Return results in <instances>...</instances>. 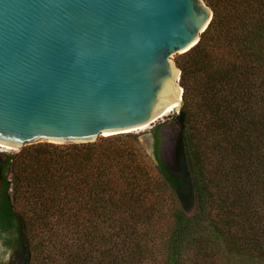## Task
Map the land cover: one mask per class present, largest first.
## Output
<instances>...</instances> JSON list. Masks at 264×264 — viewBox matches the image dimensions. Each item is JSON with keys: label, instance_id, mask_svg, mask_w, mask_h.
Wrapping results in <instances>:
<instances>
[{"label": "trees", "instance_id": "obj_1", "mask_svg": "<svg viewBox=\"0 0 264 264\" xmlns=\"http://www.w3.org/2000/svg\"><path fill=\"white\" fill-rule=\"evenodd\" d=\"M206 2L173 164L158 132L157 164L134 134L0 154L20 264H264V0Z\"/></svg>", "mask_w": 264, "mask_h": 264}, {"label": "water", "instance_id": "obj_2", "mask_svg": "<svg viewBox=\"0 0 264 264\" xmlns=\"http://www.w3.org/2000/svg\"><path fill=\"white\" fill-rule=\"evenodd\" d=\"M213 16L206 0H0V144L94 142L179 100L178 114L175 56Z\"/></svg>", "mask_w": 264, "mask_h": 264}, {"label": "rangeland", "instance_id": "obj_3", "mask_svg": "<svg viewBox=\"0 0 264 264\" xmlns=\"http://www.w3.org/2000/svg\"><path fill=\"white\" fill-rule=\"evenodd\" d=\"M182 54H177V58ZM176 112H172L168 115H165L160 120L156 121L154 124L150 125L149 128L139 131H133L125 134H134L139 136V141L142 144L144 150L152 159V161L157 164L159 158L156 150V137L155 133L158 132L160 135L161 143L158 147L160 158L165 161L167 164L171 165L175 161V143L179 134V125L175 122ZM100 136L98 138L101 139ZM40 143H51V142H40ZM39 144V143H35ZM58 144V143H55ZM70 144V143H67ZM33 145V144H32ZM30 146V145H27ZM21 150V149H20ZM19 149H6L0 147V154L5 158L6 154H14L20 151ZM14 260V257H11L7 254H3L1 257L0 264L2 263H11Z\"/></svg>", "mask_w": 264, "mask_h": 264}, {"label": "flooded vegetation", "instance_id": "obj_4", "mask_svg": "<svg viewBox=\"0 0 264 264\" xmlns=\"http://www.w3.org/2000/svg\"><path fill=\"white\" fill-rule=\"evenodd\" d=\"M5 187L4 178L0 172V205L2 202L3 191ZM18 232L14 227H9L0 230V261L3 254H7L14 257V260L9 264H20L21 263V253L18 245ZM5 264V263H2ZM8 264V263H6Z\"/></svg>", "mask_w": 264, "mask_h": 264}, {"label": "bare ground", "instance_id": "obj_5", "mask_svg": "<svg viewBox=\"0 0 264 264\" xmlns=\"http://www.w3.org/2000/svg\"><path fill=\"white\" fill-rule=\"evenodd\" d=\"M180 95H181V90H180ZM179 103H180V101L178 100L177 103H176L174 106H172V107L166 112L165 115H168V114L172 113L173 110L178 109ZM165 115H164V116H165ZM159 120H160V119H159ZM149 127H150V125H145V126L139 128V129L132 130V131L144 130V129H147V128H149ZM104 136H110V133H105ZM0 147H2V148H6V149H13V148H14V149H17L16 147L6 146V145H1V144H0Z\"/></svg>", "mask_w": 264, "mask_h": 264}]
</instances>
